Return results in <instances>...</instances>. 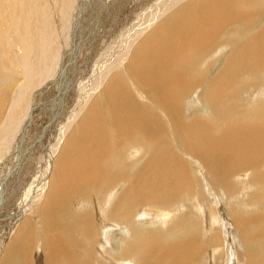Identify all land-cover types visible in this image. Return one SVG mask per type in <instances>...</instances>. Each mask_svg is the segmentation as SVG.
Instances as JSON below:
<instances>
[{
	"label": "bare ground",
	"instance_id": "6f19581e",
	"mask_svg": "<svg viewBox=\"0 0 264 264\" xmlns=\"http://www.w3.org/2000/svg\"><path fill=\"white\" fill-rule=\"evenodd\" d=\"M92 1L0 0V214L7 211L0 215V264H197L200 236L164 243L162 234H142L136 246L133 230L136 219L151 215V203L171 209L175 192L188 188L187 196L195 195L188 192L194 183L185 159L208 181L203 189L213 204L222 200L221 185L227 191L237 187L230 176L240 191L264 185V110L251 119H222L225 124L197 114L200 106L208 112L226 107L231 83L245 67L258 90L264 26L250 32V39L247 32L261 24L264 0H150L141 2L136 14L132 4L140 0H100L89 31L76 32L80 13ZM113 26L118 32L111 35ZM75 78L70 100L61 107L63 125L51 139L45 133V145L38 146L42 132L29 137L36 109L41 106L44 114L62 106ZM31 147L39 151L20 176L25 181L19 192L11 171ZM168 181L173 189L160 193ZM222 213L216 222L239 236L248 264H264L262 254L252 250L255 241H264V224L258 226L254 215L230 212L232 225ZM155 216L163 226L172 220L162 210ZM186 225L190 231L191 221ZM119 229L129 232L120 242V256ZM219 235L211 237L214 248L222 245Z\"/></svg>",
	"mask_w": 264,
	"mask_h": 264
},
{
	"label": "rangeland",
	"instance_id": "374dc122",
	"mask_svg": "<svg viewBox=\"0 0 264 264\" xmlns=\"http://www.w3.org/2000/svg\"><path fill=\"white\" fill-rule=\"evenodd\" d=\"M98 1V2H97ZM94 0V1H92L94 4H95V6H94V4L92 3V2H88V3H86V9L84 10V14L81 16V13H80V15H79V17H81V21L82 22H80L79 24H78V26L76 27V32L78 31V30H80L79 32H81V33H84V32H88L89 31V29H90V27L92 26V24H93V20H96V17H94V16H96V11H97V9L99 8L97 5L99 4V1L100 0ZM129 1V0H128ZM150 0H140V2L139 3H136L135 4V7H133L134 6V4H132V8H133V14L135 13H137V11H138V6L141 4V2H149ZM153 3H155V1L154 0H152V4ZM151 4V5H152ZM92 5V6H91ZM91 6V7H90ZM152 6H154V5H152ZM90 7V8H89ZM98 7V8H97ZM93 8H95V10H93ZM87 9H88V11H87ZM91 9V10H90ZM87 11V12H86ZM91 11V13H89ZM89 16H88V15ZM89 17H91V18H89ZM93 17V18H92ZM85 21V22H84ZM262 21H264V17L262 18V20L260 21V23L261 24H259V25H257V27H255L254 29H252L251 31H248L247 32V35L249 36V39H250V32H252V33H254L255 31L254 30H256V28H257V30L256 31H258V30H260L261 29V27L262 26H264V22L262 23ZM82 23V24H81ZM85 23V24H84ZM262 25V26H261ZM260 26V28H258ZM88 27V28H87ZM50 28H51V26H50ZM77 28H78V30H77ZM87 30H86V29ZM69 30H70V28H69ZM69 30L67 29V31L69 32ZM110 31H109V33L111 34V35H114V34H116L117 32H118V29H117V26H113V27H111L110 29H109ZM67 32V33H68ZM107 33H108V30H107ZM69 34H70V32H69ZM108 35V34H107ZM93 36V35H92ZM69 39H71L72 40V38H69ZM89 38H86L85 40H84V44L87 42V40H88ZM103 52H104V50H103ZM226 58V54L223 56V60ZM218 67H216L215 68V70H213L214 72H212V76L215 74V75H217L218 74V72H219V70L221 69V66H222V64H219V65H217ZM219 66H220V68H219ZM246 69V71H244L243 70V72H242V74H240V75H238V77L236 76V80H235V83H231V84H234V86L235 87H233V89H234V91H235V88H236V95L234 94L235 92L233 91V93H232V95H231V99H235L234 101H231V99L228 101V102H226L225 103V106L226 107H223V108H221L220 110H218V111H215V110H209V112H208V110L206 111V110H204V109H202L201 108V106L199 107V109H201L200 111H198L197 112V114L200 116V117H202L201 119H203L204 118V120L205 121H208V123H213V122H217V123H219L220 122V124H225L226 123V121H230V120H243L244 118H247V119H251L252 117H256L259 113H261V112H263V111H261V109L262 110H264V99H261L262 97H264V66L262 67V66H258L257 68L259 69L258 71L260 72V71H263V72H260V76H258V78L260 79L259 80V84H260V86H259V84H257L258 86H257V88H258V90L257 89H255V86H254V84L252 83L251 84V82L253 81V79H254V77H255V75L254 74H252L253 72L252 71H249L248 70V67H245ZM79 70V69H78ZM248 74H250V76L248 75ZM252 74V75H251ZM246 75V76H245ZM242 76V77H241ZM250 77V78H249ZM241 80H240V79ZM248 78H249V80H250V83L249 84H251V85H253L252 87H250V86H247L246 87V85H249L248 84V82H245L243 79H246V80H248ZM252 78V79H251ZM238 79V80H237ZM75 82H74V81ZM73 80H71V83H69L68 85H70V87L68 86V89L66 90L67 91V93H66V96L63 98V100H62V106H60V105H56L57 106V108L56 109H50L49 110V108L48 109H46V111L44 112V114L43 113H41V111H40V107L38 108V109H36L37 111H35V113L37 114L36 115V117L33 119V121H35L34 122V124L32 125V131H31V133H30V135H29V137H34L35 135H37V134H39V133H41L42 132V137L40 138V140H39V143H38V146L39 145H45V138H46V135L47 136H49V139H51V138H53L52 136L54 135V133L56 134L57 133V130H58V128H60L62 125H63V123H64V121H63V115H64V112H65V110H62L61 109V107H64V100L65 99H69L70 100V95H69V88H70V90L72 91V89H74L75 88V83H76V81H77V78H75V79H73ZM243 80V81H242ZM248 80V81H249ZM262 80V81H261ZM242 82H244L246 85H243L244 83H242ZM236 83H238L237 85H235ZM240 83H242V84H240ZM72 85V86H71ZM238 85H240V86H238ZM261 86H262V88H261ZM241 88V89H240ZM245 88V89H244ZM249 88V89H248ZM250 88H253V89H250ZM248 89V92H246V90ZM250 90H252L251 92H250ZM65 91V92H66ZM244 91V92H243ZM260 91V92H259ZM241 92V93H240ZM245 92H246V94L248 93L249 95L248 96H246V94H245ZM256 93L254 96H251V93ZM237 93H239V95H241V96H239ZM259 93V94H258ZM260 93H262V94H260ZM68 94V95H67ZM233 94H234V96H233ZM245 94V95H244ZM245 96H246V99H249V100H246L247 102H244L245 100ZM11 97H12V95H9V97H8V102H9V100L11 99ZM237 97H238V99H237ZM248 97H250V98H248ZM254 97V98H253ZM256 97V98H255ZM259 98V99H258ZM251 99V100H250ZM43 99H39L38 101H42ZM237 100V101H236ZM252 100H254V101H252ZM204 102V101H203ZM203 102H201V105H202V107H204V105L205 104H203ZM253 102H254V104H253ZM10 103V102H9ZM48 103V101L46 102V101H43V103H42V105L44 106V105H46ZM228 103V104H227ZM233 103V104H232ZM239 103V104H238ZM236 104V106H237V110L236 109H234L235 107H234V105ZM244 104V105H243ZM10 104H8V106H9ZM246 105V106H245ZM253 105V106H252ZM7 106V107H8ZM12 106V105H11ZM242 106H243V108H242ZM245 106V107H244ZM261 106V107H260ZM229 107V108H228ZM239 107H241V108H239ZM225 108H226V110H225ZM245 108H247V109H245ZM18 109H20L21 110V107L19 108L18 107ZM17 109V110H18ZM198 109V110H199ZM230 109L232 110V111H230ZM246 111H245V110ZM222 110V111H221ZM233 110H234V113L232 114V112H233ZM206 111V112H205ZM238 111V112H237ZM245 111V112H244ZM200 112H202V113H200ZM203 112H205V115H204V113ZM212 112V117H211V114L210 115H208L207 113H211ZM236 112V113H235ZM239 112H241V114L242 115H240V113ZM18 113H19V110H18ZM29 115H28V117H29V119H31L32 117H31V114L30 113H28ZM214 114V115H213ZM217 114V115H216ZM220 114H223V115H220ZM231 114V115H230ZM239 115L238 117H236L237 115ZM252 114V115H251ZM197 115V116H198ZM225 115H227V117L225 116ZM247 115V117H245ZM251 115V116H250ZM210 116V117H209ZM231 116H232V118H231ZM214 117V118H213ZM226 117V118H225ZM241 117V118H240ZM220 118V119H219ZM228 118H230V119H228ZM234 118H236V119H234ZM240 118V119H239ZM191 119V118H190ZM212 119H214L213 121H211ZM222 119H223V121L225 122H223L222 121ZM226 119V120H225ZM44 133V134H43ZM45 133H47L46 135H45ZM39 151V149L36 147V148H30L29 149V152H28V154L27 155H25V156H23L22 157V159H21V161L20 162H17L18 164H21V165H18V166H16L15 167V169L13 170V171H11V178L13 177V182H14V180H16L17 179V181L19 182L18 183V187H19V189H18V191L19 192H21V191H23L24 189H23V186H21V181H25L22 177L20 178V176L21 175H23V173L24 174H27L28 173V170H29V166H30V164H31V158H32V153H35V152H38ZM185 162H186V169H187V171H188V173H187V175L189 176V178L192 180V182L194 183V186H193V184H192V187H191V185H190V187H191V190L190 191H188V192H191V194H195L196 195V199H198V201L201 203H194L195 202V195L194 196H187L188 194H187V190H188V188H184V191L183 190H179V191H177V193L175 192L172 196H171V198L170 199H172V200H176L175 202H176V204H175V208H169V209H161V208H159V207H157V206H155V205H152V204H154V203H151V205L150 206H148V208H147V210L148 211H150L151 212V215L149 216V217H145V219H143V221H141V222H144V223H141L138 219H136V224L137 225H135V228H134V230H133V240H135L134 241V243H135V245L136 246H138L139 244H140V242H142V237H141V235L143 234L144 236L145 235H148V234H162L163 235V241L164 240H167L169 243H171V242H173V243H175V242H178V241H181V242H185V241H187L188 240V238H189V235H191V233L193 234H196L198 237H199V240L201 241V242H204V244H203V248H202V253L200 254L201 256L200 257H198V259L196 260L198 263L197 264H248V257H247V251H245V248H243L242 247V249H241V247L240 246H238V244H237V242H236V240H237V238L239 237L238 235H235L234 233H233V231H232V229H226V227H225V225H219V223H217L216 222V220H215V217H216V215L218 216V213H219V211H220V209L221 210H223V213H222V219H226V221H228V219H230V212H233V213H236L235 211H237L239 214H241L242 216H244V214H245V216L244 217H249V216H251V215H254V217H256L257 218V220H255L256 222V224L258 225V226H260V225H262V224H264V185H259V186H256L257 184H255L254 186L255 187H253V185H251L249 188H247L246 190H247V192H245V191H240L239 190V187H238V183H237V185L236 184H234L235 182H232V181H234L235 179H233V176L230 178L229 177V179H230V181L232 182H230V184H232L231 186H237L238 187V193L237 194H234V192L236 193V190H235V188L237 189V187H233L234 189H232L231 191H227L226 190V187H227V185H221V196H222V200L221 201H219L218 200V202L216 201L214 204H213V202H212V200H211V198L209 197V199H208V197L205 195V190L203 189L204 188V185L206 184V182H208L207 180H203L202 181V179H201V177H200V175H199V173L196 171V169L195 168H193L187 161H186V159H185ZM25 164V165H24ZM12 166L14 165L13 163L11 164ZM20 166V167H19ZM17 167H19V168H17ZM17 168V169H16ZM15 173V174H14ZM193 173V174H192ZM195 173H197V174H195ZM225 173V172H224ZM223 176V175H222ZM196 182H198V184H199V188L198 187H196ZM201 182V183H200ZM229 182V181H228ZM262 187V189H261V187ZM21 187H22V190H21ZM173 187H174V182L173 181H168L167 183H165V185L163 186V188L159 191L160 193H162V194H166V193H168L169 191H171L172 189H173ZM258 187V188H257ZM124 188H125V186H121L120 187V190H119V193H121L123 190H124ZM241 188H243V187H241ZM193 189V190H192ZM259 190V191H257V190ZM226 190V191H225ZM183 192V196H179L180 194H182L181 192ZM201 191V192H200ZM204 192V196L202 195V193ZM225 191V192H224ZM255 191H256V193H255ZM165 192V193H164ZM227 192V193H226ZM258 192H260V194L258 193ZM263 192V193H262ZM179 193V194H178ZM186 193V194H185ZM224 193H226V194H224ZM253 193V194H252ZM262 193V194H261ZM227 194H228V196H229V198H228V196H227ZM230 194V195H229ZM242 194V195H241ZM186 195V196H185ZM203 197H202V196ZM233 195V196H232ZM237 195H239V198H240V196H242V198H240L241 200H238L239 198H236V197H238ZM254 195V196H253ZM263 195V196H262ZM249 196H251V197H249ZM184 197H186L187 199H184ZM224 197V198H223ZM227 197V198H226ZM230 197H233L234 198V200H233V198L230 200ZM252 197H255V198H253V199H251ZM15 198V197H14ZM13 198V201H15L16 200V198L14 199ZM180 198H183L184 200H182V199H180ZM201 200H200V199ZM205 198V199H204ZM238 200H236V199ZM250 198V199H249ZM189 199V200H188ZM220 199V198H219ZM193 202H191V201ZM208 200V201H207ZM230 200V201H229ZM245 200V201H244ZM261 202H260V201ZM181 201V202H180ZM190 201V202H189ZM205 201V202H204ZM232 201H234V203L232 202ZM242 201V202H241ZM240 202V203H239ZM251 202V203H250ZM35 204V203H34ZM37 204V203H36ZM35 204V205H36ZM192 204H194V205H192ZM206 206H205V205ZM211 204V205H210ZM212 204H213V207H212ZM34 205V206H35ZM107 205L109 206V203H107ZM190 205H192V206H190ZM198 207V208H202L204 211L203 212H198V210L196 209V206ZM203 205V206H202ZM216 205V206H215ZM205 206V207H204ZM194 207H195V209H194ZM156 208V209H155ZM193 208L194 210H196L195 212H194V210L191 209ZM190 209V210H189ZM209 209V211H211V212H213L214 214L212 215L211 214V216H210V213H209V211L206 213V210H208ZM10 210L11 209H9V212H10ZM163 211V213H164V216H166V212H169L170 214H172V220H170V222L168 221L166 224H167V226H166V224L163 226V224L161 223V221H159V220H157L156 219V213H158V212H160V211ZM189 210V211H188ZM178 211V212H177ZM5 212V211H4ZM3 212V213H4ZM185 212V213H184ZM226 212V213H225ZM3 213H1L0 215L2 216V214ZM238 213H236V214H238ZM7 214V211H6V213H4L3 214V216H5ZM181 214V215H180ZM178 215V216H177ZM180 215V216H179ZM191 215V216H190ZM256 215V216H255ZM213 216V217H212ZM228 216V217H227ZM259 216V217H258ZM227 217V218H226ZM138 218V217H137ZM178 218V219H177ZM213 218V219H212ZM138 220V221H137ZM184 220V221H183ZM183 221V222H182ZM185 221H186V223H185ZM190 222L191 221V224H192V228L190 227V231H186V230H188V227H187V222ZM209 221V222H208ZM213 221H214V223H213ZM2 222H3V219H2ZM137 222H139V223H137ZM177 222V223H176ZM181 222V223H180ZM229 223H230V221H228ZM178 223L180 224V225H178ZM259 223V224H258ZM141 224V225H140ZM230 224H232V223H230ZM173 225V226H172ZM183 225H185V226H183ZM196 225V226H195ZM214 225V226H213ZM233 225V224H232ZM145 226V227H144ZM182 226H183V228H184V230H183V228H182ZM220 226V227H219ZM222 226H224V228L222 227ZM158 227V228H157ZM169 227V229H167ZM173 227L175 228L174 230H173ZM187 227V228H186ZM222 227V228H221ZM178 228V229H177ZM180 228V229H179ZM211 228V229H210ZM220 229V231H219V229ZM170 229H172L173 230V232H172V230H170ZM186 229V230H185ZM204 229H207V231L206 230H204ZM146 230H148V231H146ZM166 230V231H165ZM181 230H182V232H181ZM139 231V232H138ZM168 231V232H167ZM206 231V232H205ZM217 231V232H216ZM132 232V231H131ZM138 232V233H137ZM157 232V233H156ZM159 232H161V233H159ZM163 232V233H162ZM220 232V235L222 236V241H220V243L222 242V245H221V247H219V246H216L217 248H219V249H217L216 247L214 248V246H212V245H210V241H211V237H213L214 235L215 236H217V235H219L218 233ZM221 232H222V234H221ZM129 232H125V231H122L121 229H119L118 231H117V241H118V246H120L121 244H122V242H121V240H123L124 241V238L125 237H127L129 234H128ZM135 233H137V235L135 234ZM166 233V234H165ZM178 233V234H177ZM181 233V234H180ZM128 234V235H127ZM169 234V235H168ZM183 234H185V235H183ZM199 234H201V235H199ZM165 235V236H164ZM220 235H219V237H220ZM136 236V237H135ZM154 236V235H153ZM141 237V238H140ZM166 237V238H165ZM218 237V236H217ZM234 238V239H233ZM177 239V240H176ZM232 239V240H231ZM138 240H140V241H138ZM137 241V242H136ZM259 241L260 242H262L261 240H260V238H259ZM258 240L257 241H255V243L254 244H252L253 245V247H252V250H254V249H256L255 251H257V255L259 254V253H261L262 255L260 256V258H261V262H263L264 263V261H263V257H264V245H263V243H264V241L262 242V243H260ZM120 242H121V244H120ZM168 242H165L164 241V243H168ZM225 242V243H224ZM233 244V245H232ZM259 244H261V245H259ZM224 245V246H223ZM235 245V246H234ZM257 245H259L258 247H257ZM118 246H117V248H118ZM195 246H196V244H195ZM231 246V247H230ZM257 247V248H255V247ZM263 246V247H262ZM189 247V249L190 248H192V246H188ZM204 247L206 248V251H205V249H204ZM213 247V248H212ZM225 247V248H224ZM262 247V248H261ZM116 248V249H117ZM254 248V249H253ZM120 249V250H119ZM140 250H139V252H142V251H144V248H139ZM117 251H119V253H118V256H120L119 254L121 253V255H122V252H121V246L117 249ZM258 251H259V253H258ZM39 254V253H38ZM234 254V255H233ZM246 256H245V255ZM107 255V254H106ZM203 255V256H202ZM39 256V255H38ZM232 256V257H231ZM242 256V257H241ZM245 256V257H244ZM202 257V258H201ZM245 258V259H244ZM200 259V260H199ZM202 260V261H201ZM204 260V261H203ZM237 260V261H236ZM195 261V262H196ZM247 261V262H246ZM42 262V261H41ZM224 262V263H223ZM260 262V263H261ZM259 263V262H258Z\"/></svg>",
	"mask_w": 264,
	"mask_h": 264
}]
</instances>
